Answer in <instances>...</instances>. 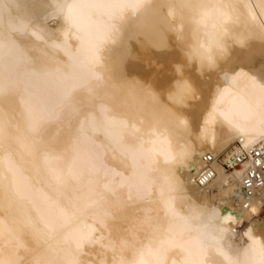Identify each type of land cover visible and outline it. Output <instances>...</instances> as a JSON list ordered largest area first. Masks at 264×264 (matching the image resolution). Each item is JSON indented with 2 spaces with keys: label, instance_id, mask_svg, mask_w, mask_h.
Listing matches in <instances>:
<instances>
[{
  "label": "bare ground",
  "instance_id": "1",
  "mask_svg": "<svg viewBox=\"0 0 264 264\" xmlns=\"http://www.w3.org/2000/svg\"><path fill=\"white\" fill-rule=\"evenodd\" d=\"M259 142L264 0H0V264H264Z\"/></svg>",
  "mask_w": 264,
  "mask_h": 264
},
{
  "label": "built area",
  "instance_id": "2",
  "mask_svg": "<svg viewBox=\"0 0 264 264\" xmlns=\"http://www.w3.org/2000/svg\"><path fill=\"white\" fill-rule=\"evenodd\" d=\"M214 160V156L209 153L202 157L203 167L195 178L198 187L204 188L214 179L215 171L211 166ZM243 164L245 167L241 177L242 190L245 197L250 198L256 190L264 189V142H259L247 152L223 162L222 167L226 171H233L236 168H242ZM247 205V203L244 204L245 207Z\"/></svg>",
  "mask_w": 264,
  "mask_h": 264
},
{
  "label": "rangeland",
  "instance_id": "3",
  "mask_svg": "<svg viewBox=\"0 0 264 264\" xmlns=\"http://www.w3.org/2000/svg\"><path fill=\"white\" fill-rule=\"evenodd\" d=\"M166 27V28H165ZM169 26H164L163 27V29L162 30H166V31H168L169 29H170V27L168 28ZM167 28H168V30H167ZM170 31V30H169ZM25 33H23L22 34V36L24 35ZM25 36V35H24ZM143 67H145L144 65H143ZM147 67H150V66H147ZM12 68V69H11ZM7 71L8 70H10L12 73H10L9 75H11V76H15V75H18L17 73H16V70H15V67H9L8 69H6ZM10 71H8V72H10ZM13 71H15V73L13 72ZM8 74V73H7ZM23 84L22 83H20V85L19 86H22ZM9 92V93H8ZM8 92H5V93H7V95H11L14 91H8ZM75 97H77V96H79V92H78V95L77 94H75L74 95ZM74 98V97H73ZM71 100V97H69L68 99H67V101L66 102H70V100ZM34 103V102H33ZM64 105H66L67 106V104L65 103ZM65 106V107H66ZM63 106H59V108H58V110H57V108L54 110V112L53 113H55V114H51L50 112L48 113V114H51V117L49 116V117H47L48 115L45 113V112H43L44 114H46L44 117H42L41 118V115H39L38 117L39 118H41V119H39V120H37V122H36V124H35V129L37 130H35V132H37L36 134H37V138L35 137L34 138V140H32L31 141V143H33V144H35V145H41V144H43V143H45L46 141V143L47 144H49V145H51L52 146V143L53 144H57V142H60L64 137H66V139H68V137L67 136H69L68 134L70 133V135H71V133H74V132H72V128H73V124L75 125V123H74V121L77 119L76 117H78V116H80V114H82V113H80L79 115L76 113V115L73 113V114H69V115H71V116H69L67 113L68 112H65V111H63L64 110V107L62 108ZM63 109V110H62ZM81 110L82 109H79L78 110V112H81ZM38 113V110L36 111L35 110V113ZM60 112H62V113H60ZM36 113V114H37ZM44 114H42V115H44ZM69 116L68 118H67V115ZM64 117H65V119H64ZM45 118V119H44ZM68 119V120H67ZM74 121H73V120ZM73 121V122H72ZM62 122V123H61ZM72 122V123H71ZM56 124H57V126H56ZM70 124V125H69ZM50 127V128H49ZM59 127V128H58ZM75 127V126H74ZM52 128V130L54 131H51L50 129ZM75 128H73V131H75L74 130ZM48 130V131H47ZM51 131V133L49 134V132ZM48 134H47V133ZM66 133V134H65ZM57 134V135H56ZM45 135H48V138L45 136ZM49 135H51V136H49ZM59 135V136H58ZM67 135V136H66ZM63 136V137H62ZM43 137V138H42ZM47 138V139H46ZM87 138V137H86ZM46 139V140H45ZM61 139V140H60ZM66 139H63V140H65L66 141ZM58 140V141H57ZM60 140V141H59ZM62 140V141H63ZM57 141V142H56ZM97 145V144H96ZM95 144L92 146V145H90V148L92 149V148H97V146H96ZM99 145V144H98ZM54 146V145H53ZM92 146V147H91ZM99 147V146H98ZM100 148V147H99ZM93 150V149H92ZM106 155V156H105ZM107 156H110V153L108 152V151H106L105 152V154L103 155V159H105L106 160V158H107ZM235 170H240V168L239 169H235ZM16 175H18V176H20V174H18V173H16L17 172V170H14L13 171ZM19 172V171H18ZM20 173V172H19ZM26 180V179H25ZM27 182H28V179L26 180ZM25 181V182H26ZM26 182V185L28 184L29 185V183H27ZM34 196V195H33ZM103 200H104V198H102ZM101 199V202L103 201ZM38 203V202H37ZM40 207V204L38 205V206H36V208H37V210H39V212H41L43 209V213H44V211L46 210L45 208L46 207H44V208H42V205H41V207ZM260 218H264V206H263V208H262V211H261V214H260ZM236 230H238L237 232L238 233H236V235H239V232L240 231H242V228L240 229V228H237ZM237 240H239V238H237ZM96 242V241H95ZM93 243V245L94 244H98V243ZM243 241H239V246H242L243 245ZM95 246V245H94ZM97 246V245H96ZM20 250H22V249H20ZM19 250V251H20ZM22 251H25L26 252V250H22ZM22 251H20L19 253H21L20 255H22V254H24ZM29 251V250H28ZM26 253H28V252H26ZM90 253H88V252H84V254H82L81 256H82V258H89L90 256ZM85 256V257H84Z\"/></svg>",
  "mask_w": 264,
  "mask_h": 264
}]
</instances>
